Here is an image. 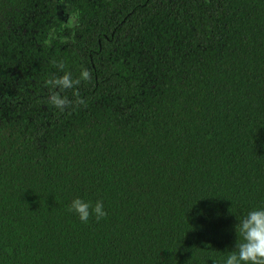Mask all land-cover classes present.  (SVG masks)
<instances>
[{
	"label": "trees",
	"instance_id": "16d2710c",
	"mask_svg": "<svg viewBox=\"0 0 264 264\" xmlns=\"http://www.w3.org/2000/svg\"><path fill=\"white\" fill-rule=\"evenodd\" d=\"M0 264H264V0H0Z\"/></svg>",
	"mask_w": 264,
	"mask_h": 264
}]
</instances>
